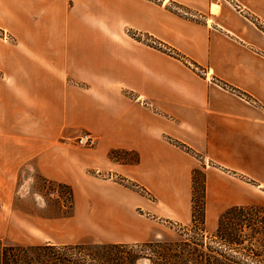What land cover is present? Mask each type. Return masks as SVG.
<instances>
[{
    "label": "crops",
    "instance_id": "obj_1",
    "mask_svg": "<svg viewBox=\"0 0 264 264\" xmlns=\"http://www.w3.org/2000/svg\"><path fill=\"white\" fill-rule=\"evenodd\" d=\"M81 128L93 147L72 138ZM173 140L213 165L207 226L264 206V0H0L1 202L35 169L73 187L69 221L90 217L96 240L155 239L163 218L192 219L200 161Z\"/></svg>",
    "mask_w": 264,
    "mask_h": 264
},
{
    "label": "trees",
    "instance_id": "obj_2",
    "mask_svg": "<svg viewBox=\"0 0 264 264\" xmlns=\"http://www.w3.org/2000/svg\"><path fill=\"white\" fill-rule=\"evenodd\" d=\"M138 39L145 40L142 36ZM173 142L201 157L187 144L178 140ZM130 153L134 154L133 159L123 156ZM109 156L123 163L140 160L139 154L132 150L112 149ZM116 180L144 195H151L145 187L127 177ZM44 181L66 191L74 208L72 186L47 178ZM177 225L179 237L165 240L46 242L39 245H4L0 242V264H138L144 259L150 264H264V206H230L220 213L216 229L210 231L207 226L206 172L200 167L193 170L192 219Z\"/></svg>",
    "mask_w": 264,
    "mask_h": 264
},
{
    "label": "rangeland",
    "instance_id": "obj_3",
    "mask_svg": "<svg viewBox=\"0 0 264 264\" xmlns=\"http://www.w3.org/2000/svg\"><path fill=\"white\" fill-rule=\"evenodd\" d=\"M130 32L135 33L132 30ZM84 132H90L95 137L96 143V136L84 128L72 135L76 143L77 137ZM123 156L128 159L134 158L132 153ZM199 161V167L204 172L213 167L204 158L200 157ZM100 175L114 180L124 177L112 176L107 172ZM44 179L45 177L37 170L25 169L17 180L11 202L5 204L0 199V242L4 245L17 243L39 245L46 242L63 244L98 241L95 239V221L89 217L88 221L91 223L85 226L69 221V217L74 214L75 199L73 208L69 194L61 191L55 184L45 182ZM145 196L152 198L151 195L145 194ZM178 222L176 219L163 218L160 222L159 236L155 239L178 238ZM208 229L214 231L216 228L213 229L208 225ZM70 239L74 241H69ZM138 264H150V261L144 259Z\"/></svg>",
    "mask_w": 264,
    "mask_h": 264
},
{
    "label": "built area",
    "instance_id": "obj_4",
    "mask_svg": "<svg viewBox=\"0 0 264 264\" xmlns=\"http://www.w3.org/2000/svg\"><path fill=\"white\" fill-rule=\"evenodd\" d=\"M143 37L148 42H151L155 45H158V46L164 48L165 50H167L169 52H174V50L172 48H170L169 46L163 45L162 43H160L155 38H153L149 35L148 36L142 35V38ZM94 143H95V137L90 132H84L77 137V144L80 146L90 147V146H93Z\"/></svg>",
    "mask_w": 264,
    "mask_h": 264
}]
</instances>
